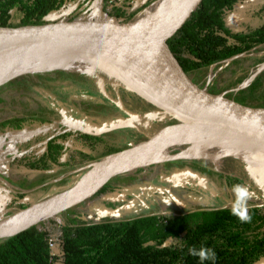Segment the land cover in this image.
I'll return each mask as SVG.
<instances>
[{
    "label": "rangeland",
    "instance_id": "374dc122",
    "mask_svg": "<svg viewBox=\"0 0 264 264\" xmlns=\"http://www.w3.org/2000/svg\"><path fill=\"white\" fill-rule=\"evenodd\" d=\"M121 1L123 3L116 4L126 8L129 5L137 8L144 5L147 0ZM160 1H154L147 8ZM262 3L264 0H247L239 5L235 12L229 13L226 17L228 27L233 31H247L255 27L257 22L251 19V10ZM88 5L89 9L80 15L77 14V18L73 19L74 6H68L49 15L47 20L49 24L78 21L101 25L120 20L105 12L102 0H91ZM121 21L123 23L133 22L123 19ZM262 56H264V50L241 55L231 61L218 64L208 71L195 74L191 77V81L199 88L206 89L208 93L225 94V98L237 102L235 97L249 87L253 77L264 71V62L258 59ZM62 74L65 76L73 74L76 80L81 81L79 83L69 82V80L60 82ZM19 78V80H12L0 86V123L21 117H33L37 123L43 121L51 123L53 120L50 119L54 117L53 110L63 109V104H65L66 117L72 126L82 123L92 124L94 128H98L104 122H109V118H117V116L99 118L102 116L100 114L102 107L106 106L104 103L118 104L117 100L125 105L131 104L138 110L142 109L143 112L139 111V113L154 124L155 131L157 126L159 130L174 123V120L162 110L147 103L141 96L122 84L123 82L113 73L103 68L90 66L85 71H65V73L51 71L41 75L28 74ZM30 78L40 84L36 86L33 85L34 83L29 84L28 79ZM82 80L87 82L81 83ZM91 118L94 119L93 122L89 120ZM26 128L21 131H25ZM124 129L138 132L132 124L126 125ZM16 134L11 135L7 132L0 134V221L20 211V204L32 206L71 188L88 171L89 164H93L92 160L121 148L111 143L99 148L92 159L84 163L86 165L73 171H69L71 166L64 165L62 168L34 174L33 171L32 173L26 171L27 167L24 164L26 165L28 159H38L45 152L47 140L46 138L33 140L31 136L27 142L26 139L20 137V134L18 136ZM116 136L115 132L107 135L109 138ZM142 137L140 136L137 140L131 137L127 141L136 145L139 139L143 140ZM83 142L79 138H67L66 145L69 150L64 160L66 159L69 163L75 157L71 154L76 147L86 150L82 146ZM37 143L38 145H35ZM179 151L168 149L166 155H173ZM217 167L208 159H180L129 171L108 180L94 196L56 218L44 222L56 242L52 253L59 256L58 239L61 236L62 227L71 222L70 220L88 223L103 220L132 221L155 215L170 217L192 211L232 208L236 201V195L232 189L236 184L247 186L253 194L252 198L247 201L248 207L264 204L263 193L261 194L253 184L252 179L255 177L251 176L245 162L236 157L226 156L223 157L221 166ZM235 169H238L241 175ZM115 185L119 186L118 189L111 188ZM105 187L106 191L103 190ZM134 191H137V194ZM19 194H25V196L22 201L15 203V197ZM17 199L19 200V197ZM137 204L140 205V207L137 206L139 209L133 210L132 207ZM56 264H62L60 257ZM257 264H264V259Z\"/></svg>",
    "mask_w": 264,
    "mask_h": 264
},
{
    "label": "trees",
    "instance_id": "16d2710c",
    "mask_svg": "<svg viewBox=\"0 0 264 264\" xmlns=\"http://www.w3.org/2000/svg\"><path fill=\"white\" fill-rule=\"evenodd\" d=\"M90 1L0 0V29L49 24V15L68 6H74V19L77 14L89 9ZM102 1L105 12L120 19L118 22L121 23V19L135 21L156 0H147L137 8L117 5L123 3L121 0ZM181 1H177L173 12ZM246 1L199 0L189 17L169 37L165 44L188 78L226 60L264 50V3L251 10L250 17L257 22L255 27L247 31H233L226 23L227 15ZM162 19V16L158 18L159 21ZM258 59L264 62V56ZM62 80L81 81L76 80L73 74H62L60 82ZM28 82L35 86L40 84L31 78ZM85 82L82 80L81 83ZM235 100L246 106L264 108V71ZM29 120L22 117L6 120L0 123V134L24 129L28 127ZM88 138L95 146L100 143V138ZM46 147L38 159H28L24 166L47 169L53 164L59 165L66 149L58 139L48 141ZM118 151L121 150L106 153L92 162ZM79 154L82 158L75 155L68 160L69 163H62L61 166H71L69 171H73L92 159L84 153ZM24 196L17 195L15 203L22 201ZM29 206L20 204L19 208L23 210ZM248 208L253 217L250 223L240 222L232 213L233 207L193 211L174 218L155 215L132 221L103 220L93 223L70 220L62 227L58 239L59 256L52 254L50 245L55 239L43 222L19 235L1 239L0 264H56L59 257L62 264H201L198 257L189 255V248L193 246L197 249L210 247L216 252L215 261L208 260L203 264H257L264 259V204Z\"/></svg>",
    "mask_w": 264,
    "mask_h": 264
},
{
    "label": "water",
    "instance_id": "95a60500",
    "mask_svg": "<svg viewBox=\"0 0 264 264\" xmlns=\"http://www.w3.org/2000/svg\"><path fill=\"white\" fill-rule=\"evenodd\" d=\"M198 1L182 0L175 13L150 29L135 28L140 16L130 23L109 22L101 25L73 21L0 29V86L4 85L2 82L6 66L22 56H31L48 50H62L68 54L106 51L117 54L134 65L145 82L164 102L167 109H163L162 112L174 120V123L160 128L153 135H146L145 141L136 145L131 143L129 148L94 162L71 188L0 221V240L19 235L67 212L94 196L108 180L116 176L167 161L205 159L179 156L181 150L176 154L166 155L168 149H164L161 151L164 158L126 169L130 164L138 162V159L158 142L169 139L181 131L194 132L214 144L227 146L233 155L223 157L245 156L264 162V108L246 106L225 98V94L213 95L206 89L199 88L179 68L165 44L189 17ZM24 75L28 74L17 75L8 82ZM122 82L136 93L130 85ZM125 111L131 116L129 111ZM239 115L248 118L250 124L241 121ZM130 119H121L119 124L99 129L93 135L100 136L131 125V122L127 124ZM257 129L260 130L259 133L256 132ZM118 155H122V158L110 169L103 173L97 172V165ZM34 209L36 212L31 217L21 220L25 213ZM11 222L13 225L8 226L7 224Z\"/></svg>",
    "mask_w": 264,
    "mask_h": 264
},
{
    "label": "bare ground",
    "instance_id": "6f19581e",
    "mask_svg": "<svg viewBox=\"0 0 264 264\" xmlns=\"http://www.w3.org/2000/svg\"><path fill=\"white\" fill-rule=\"evenodd\" d=\"M177 1L178 0H161L157 4L147 8L138 19L135 28L141 30L155 27L164 19L176 12H173V9L175 8ZM160 16L163 17L161 21L158 20ZM90 66L103 68L104 70L113 73L122 81L130 85L133 91H136V93H134L142 96L147 103L153 104L157 109H167L161 97L145 82L130 61L125 60L117 54L106 51L68 54L62 50H48L31 56H22L6 66L2 83L6 84L9 79L22 74L41 75L51 71H61L64 73L65 71H85ZM117 101L120 106H124L122 101ZM239 119L246 124H250V120L243 115H239ZM130 122L137 128H140L143 132L150 135H153L158 131L157 125V130L155 131L154 124L146 120L143 116H139L134 113L131 114V119L127 122V124H130ZM259 131L260 130L258 129L256 130L258 133ZM164 149H171L172 151L181 150L179 156L183 157H203L208 159L216 167L218 166L217 168L221 166L223 156L233 155L227 146L214 144L204 136L194 132L181 131L169 139L158 142L140 159H138V162L130 164L126 169L149 161H157L164 158V155L161 153ZM121 158L122 155H118L103 161L96 166L97 172L103 173L107 171ZM237 158L246 163L251 176L256 178L252 179L253 184L261 193L264 194V162L252 160L251 158L245 156H237ZM235 171L238 172V169H235ZM239 175H241V173H239ZM35 212L36 209L25 213L21 220H27ZM12 223L13 222L8 223L7 225H13Z\"/></svg>",
    "mask_w": 264,
    "mask_h": 264
},
{
    "label": "flooded vegetation",
    "instance_id": "af4514ba",
    "mask_svg": "<svg viewBox=\"0 0 264 264\" xmlns=\"http://www.w3.org/2000/svg\"><path fill=\"white\" fill-rule=\"evenodd\" d=\"M59 102V101H58ZM113 103V104H112ZM111 104H107V103H104L106 106H103L102 109H101V113L102 116L99 117L101 119L103 118H108L109 116H117V118H109V122H104L100 127L98 128H94L92 124H79L78 126H72L68 120H67V111H66V105L63 104V109L61 108H58V109H54L53 110V118L50 119L51 121L53 120V122H46V121H43V122H39L37 123V121L34 120V118H30V117H26L27 119H30L28 121V127L26 128L27 131L25 132H18L16 134V136H18L20 134V137L23 138V139H26V141L28 142V139L33 136V140H42L44 138H46V144L48 143V141L52 140V139H58V142L60 143V145H62L64 147V149L69 150L67 148V145H66V139L67 138H79V140H82L84 141L82 144V146H84L86 148V150H84V148H80V147H76L74 150V152L71 154V155H78L77 157L79 158H82L81 154H79L80 152L81 153H84L85 155H88L89 157L91 156H94L95 153H96V150H98L99 148H103L104 146H107L108 144H114L115 146H121L120 150H125L124 147L126 146L127 148L130 147V144L129 143L130 141H127L129 140L131 137L135 140H137V138H140V136H143V140L141 141L140 139L137 141L139 143L145 141L147 139V136L146 135H150V134H147L145 132H143L140 128H137L133 123L132 125L138 129V132H133V130H125L124 127L121 128V129H118V130H115V131H111V132H107V133H104L100 136H96V135H93V133L97 132L99 129H103V128H106V127H109L111 126L112 124L116 125V124H119V121L121 119H129L131 118V116H129L125 110L129 111L131 114L134 113V114H137L139 116H143L139 113V111H142V109H137L135 108L133 105L129 104V105H125L122 106L125 110H123L121 107H119L117 105V103L115 102H112ZM95 112V111H94ZM98 114V113H97ZM104 114V115H103ZM145 114V113H143ZM89 117V116H88ZM91 122H93L94 119H89ZM108 121V120H107ZM111 121V122H110ZM90 122V123H91ZM53 123V124H52ZM24 128V129H25ZM22 129L20 130H17V131H21ZM116 133L117 136L116 137H107L108 134L110 133ZM7 133H10L11 135L15 134L16 131H9ZM131 133V134H130ZM51 134V135H50ZM138 134V135H137ZM69 135V136H68ZM132 135V136H131ZM89 137H95V138H100L98 139L100 143L93 145V140H89L90 138ZM38 138V139H37ZM127 141V142H126ZM35 145H38L35 144ZM104 155V154H103ZM64 156H66V152H64L59 160V165L58 164H53L51 168H47V169H32V168H27L25 169L26 171H33L34 174H39V173H43V172H47V170H51V169H55V168H62L64 166H61L62 163H65L67 162L66 159L64 160ZM88 160V159H87ZM85 160V161H87ZM89 161V160H88ZM90 165V164H89ZM88 166V165H87ZM149 167H153V166H149ZM51 173V171H49ZM32 173V172H31ZM52 183V181H50ZM115 188V189H118V185L116 186H112L111 188ZM130 189V188H129ZM131 191V190H130ZM134 193L137 194V191H134ZM190 193H192L190 191ZM16 198V197H15ZM123 203V202H122ZM140 207L139 204L135 205V207H132V209H139L137 208ZM216 209H222V208H216ZM211 210V209H209ZM193 212V211H192ZM190 213V212H188ZM187 214V213H186ZM185 215V214H183ZM158 216V215H156ZM161 217H166V218H174V217H178L177 216H168V215H160ZM182 216V215H180Z\"/></svg>",
    "mask_w": 264,
    "mask_h": 264
},
{
    "label": "clouds",
    "instance_id": "9594fccd",
    "mask_svg": "<svg viewBox=\"0 0 264 264\" xmlns=\"http://www.w3.org/2000/svg\"><path fill=\"white\" fill-rule=\"evenodd\" d=\"M232 190L236 195V201L232 209L233 215L242 223H250L253 217L249 212L247 201L252 198L253 194L249 191L247 186L241 184L234 185ZM189 255L198 257L201 264H203L204 261H215L217 254L213 248L201 246L197 249L193 246L189 248Z\"/></svg>",
    "mask_w": 264,
    "mask_h": 264
},
{
    "label": "built area",
    "instance_id": "2783aa9c",
    "mask_svg": "<svg viewBox=\"0 0 264 264\" xmlns=\"http://www.w3.org/2000/svg\"><path fill=\"white\" fill-rule=\"evenodd\" d=\"M56 247V242H53V243H51V245H50V248H51V251H52V249H54ZM53 254V253H52ZM54 255V254H53Z\"/></svg>",
    "mask_w": 264,
    "mask_h": 264
},
{
    "label": "crops",
    "instance_id": "0c3cea01",
    "mask_svg": "<svg viewBox=\"0 0 264 264\" xmlns=\"http://www.w3.org/2000/svg\"><path fill=\"white\" fill-rule=\"evenodd\" d=\"M91 165V164H90Z\"/></svg>",
    "mask_w": 264,
    "mask_h": 264
}]
</instances>
